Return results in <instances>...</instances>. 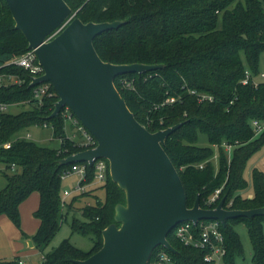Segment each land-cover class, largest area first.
Here are the masks:
<instances>
[{
    "label": "trees",
    "instance_id": "obj_1",
    "mask_svg": "<svg viewBox=\"0 0 264 264\" xmlns=\"http://www.w3.org/2000/svg\"><path fill=\"white\" fill-rule=\"evenodd\" d=\"M74 17L84 23H123L99 35L94 45L104 62L113 64H162L164 67L143 73H124L114 83L136 119L154 133L178 124L166 139L164 149L183 182L187 204L193 207L200 196L202 208H215L222 199L227 209L248 210L264 207V173L254 169V196L245 198L239 192L248 187L244 170L251 156L264 146V132L256 134L254 119L264 120V82L257 86L260 57L264 53V6L261 0H65ZM62 30V29H61ZM29 49L28 40L15 28L10 8L0 0V65ZM246 66L251 81L243 84ZM5 71L27 73L12 66ZM46 96L42 103L34 100L29 80L0 88V102L25 104L18 113L0 115V163H4L5 186L0 189V216L6 215L20 227V206L33 193L39 194L34 216L39 227L32 236L34 245L43 251L61 228L64 217L61 174L71 165L60 160L85 150L66 132V119L52 113L59 96ZM195 91V93H192ZM200 95L212 101H199ZM170 98L175 101L167 103ZM81 123V122H80ZM82 124V123H81ZM51 127L60 140L57 149L43 147L18 136L31 126ZM83 125V124H82ZM203 133L219 151V168L214 172L210 146L197 144ZM231 148L229 156L223 145ZM203 164L202 167L200 165ZM15 170L12 173L8 171ZM86 183L94 180V168L88 166ZM101 188L105 198L82 207L84 223L74 219L73 233L89 235L93 247L83 251L70 240L43 257V264H76L87 259L103 245L102 232L114 223L117 204L126 195L112 181L110 173ZM221 190L217 203L207 200ZM86 194V193H84ZM73 197L69 208L79 199ZM66 205V206H67ZM243 223L253 248L252 264H264V214L253 218L238 217L225 225L219 223L226 254L223 264H236L244 248L235 225ZM198 229V228H196ZM25 238L28 236L22 232ZM170 251L159 246L152 254L165 250L175 264H214L205 261V250L185 245L172 232ZM0 264H25L19 257L0 260Z\"/></svg>",
    "mask_w": 264,
    "mask_h": 264
},
{
    "label": "water",
    "instance_id": "obj_2",
    "mask_svg": "<svg viewBox=\"0 0 264 264\" xmlns=\"http://www.w3.org/2000/svg\"><path fill=\"white\" fill-rule=\"evenodd\" d=\"M15 28L28 40L44 69L34 84L49 82L57 92L53 117L68 106L97 141L60 160L61 165L108 160L110 177L124 190L126 203L117 204L114 220L102 232L103 245L76 264H148L162 246L174 248L168 236L183 222L219 221L225 225L238 217L253 218L263 208L227 209L222 199L215 208H202L198 195L193 207L178 170L164 149L166 139L181 124L150 132L129 109L115 86V77L143 73L162 64L104 62L94 45L103 32L123 21L88 22L75 18L65 0H5ZM62 29V30H61ZM33 246V241H29Z\"/></svg>",
    "mask_w": 264,
    "mask_h": 264
},
{
    "label": "rangeland",
    "instance_id": "obj_3",
    "mask_svg": "<svg viewBox=\"0 0 264 264\" xmlns=\"http://www.w3.org/2000/svg\"><path fill=\"white\" fill-rule=\"evenodd\" d=\"M246 70L250 71L249 67L246 66ZM264 53L260 57L259 74L255 77V80L264 82ZM29 106L25 104H14L9 106V113H18L22 110L28 109ZM66 132L73 136L75 141L83 142L84 138L81 133L76 131L73 125H69L66 122ZM71 132V133H70ZM18 136L24 137L27 140L36 142L38 145L43 147H49L57 149L60 147V140L53 137V131L51 127L31 126L27 129L22 130ZM197 144L199 146H210L214 150V154L211 157V163L214 172L218 171L219 168V151L216 146H211L207 136L203 133L199 134ZM226 153L231 154V148L225 144L223 145ZM254 169H258L264 173V146L256 151L251 158L248 160L244 170V177L247 180L248 187L244 191L239 193L245 198H252L254 196V187L252 183V173ZM5 170L4 163H0V189L6 184V178L3 175ZM12 173V169L8 171ZM78 183V179L75 176H71L65 180H62V189L72 190ZM102 185L87 187L84 192L74 194L65 199L64 205V219L61 228L53 237L51 242L44 247L43 251L38 249L35 245L30 247L28 239L23 236L22 232L30 234L31 231H35L37 228L38 221L34 216L36 210V198L37 193L33 192L21 205V225L17 227L13 222L6 216L0 217V258L11 260L20 257L26 264H43V257L45 254L51 252L57 248L64 240L68 239L70 242L83 251H89L93 247V238L89 235H83L81 233H73L71 229V222L76 219L84 223L85 218L82 214V207L89 204H95L97 199L105 198V191L101 188ZM86 193V194H84ZM79 196L78 200L74 205L69 206L70 200ZM63 199V195H62ZM126 203V202H125ZM124 203V204H125ZM67 205V206H66ZM235 230L240 235L244 248V256L237 259L236 264H252L253 248L249 238L248 229L243 223L235 225ZM175 232V229L173 230Z\"/></svg>",
    "mask_w": 264,
    "mask_h": 264
},
{
    "label": "built area",
    "instance_id": "obj_4",
    "mask_svg": "<svg viewBox=\"0 0 264 264\" xmlns=\"http://www.w3.org/2000/svg\"><path fill=\"white\" fill-rule=\"evenodd\" d=\"M261 1L264 6V0ZM10 66L24 70L27 73V78L21 77L18 72L5 71V68ZM42 75H44V69L39 62L36 52L33 49H28L25 53L15 56L4 64L0 65V88L22 84L29 80V84L32 87L33 98L40 104L42 103L44 97L54 96L56 94L52 91V85L49 82L37 83L33 85L34 81ZM250 81L251 73L246 71V76L242 80V83L248 84ZM259 83L260 81L254 79V84L256 86ZM192 93H195V91H192ZM207 100L212 101V96H199L200 102ZM174 101V98H170L166 102L172 103ZM11 105L12 104L6 102H0V115L7 113L8 108ZM61 112L63 113L66 122L69 125H73L76 131L82 134L84 141L81 142V144L86 149L95 148L97 146L96 139L91 133H89L85 126L80 123V120L76 117L73 111L68 106H65ZM251 126L256 134L264 132V120L254 119L251 121ZM44 127L47 126L44 125ZM70 165V167L62 172L61 179L65 180L71 176H75L78 179V183L72 190L67 189L63 191V206L65 205V199L67 197L84 192L87 187L104 185L110 173L108 160L104 158L95 159L93 165L91 166L94 168V180L91 183H86L88 176V163L75 162ZM202 166L203 164L200 165V167ZM14 170L15 166L13 165L12 171ZM220 193L221 190L217 189L215 193L207 200V205L209 207L218 202ZM219 223V221H200L197 224H194L193 222H183L176 226L174 233L185 245L205 250V261L214 264H223V258L226 254V249L223 233L219 229ZM151 264L175 263L170 254L165 250H162L158 251Z\"/></svg>",
    "mask_w": 264,
    "mask_h": 264
},
{
    "label": "crops",
    "instance_id": "obj_5",
    "mask_svg": "<svg viewBox=\"0 0 264 264\" xmlns=\"http://www.w3.org/2000/svg\"><path fill=\"white\" fill-rule=\"evenodd\" d=\"M71 133V132H70ZM68 136L70 137V138H72V136H73V132H72V136H70V134H68ZM74 139V138H73ZM64 190H67V189H64ZM37 193V192H36ZM34 200L36 201V209L38 208V204H39V194L37 193V196H36V198L34 197ZM20 210H21V206H20ZM36 211V210H35ZM3 216V215H2ZM1 217V216H0ZM37 221H38V224H37V228H36V230L35 231H31V233L30 234H27V233H25L27 236H28V238H26V239H28V243H29V241L31 240V238H29L30 236H32L34 233H36V231H37V229H38V227H39V220L38 219H36ZM33 246H34V243H33ZM31 247V246H30ZM17 256H19V255H16V257ZM19 259H21L20 257H19ZM0 260H7V259H2V258H0ZM21 261H22V259H21ZM23 263H25L26 264V262H24V261H22Z\"/></svg>",
    "mask_w": 264,
    "mask_h": 264
}]
</instances>
